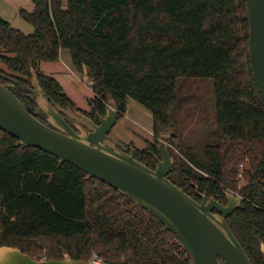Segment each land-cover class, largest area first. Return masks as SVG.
<instances>
[{"label": "trees", "instance_id": "trees-1", "mask_svg": "<svg viewBox=\"0 0 264 264\" xmlns=\"http://www.w3.org/2000/svg\"><path fill=\"white\" fill-rule=\"evenodd\" d=\"M32 2V10L19 13L34 25L33 33L0 16V82L46 124L32 67L69 123L67 110L98 122L109 98L120 119L134 98L152 112L156 137L173 127L178 79L213 78L220 141L206 145L202 156L184 149L191 165L174 155L178 163L168 178L197 201L196 189L223 204L226 189H239L242 203L227 222L252 264H264V99L251 68L246 0ZM64 48L73 67L92 80L89 111L78 109L60 82L39 68L41 61L58 60ZM17 142L0 128V246L37 259H63L67 252L77 260L97 253L104 264H192L176 235L127 195L72 163L60 164L50 152ZM132 149L139 161L156 168V139ZM247 155L251 166L239 187L235 165Z\"/></svg>", "mask_w": 264, "mask_h": 264}, {"label": "water", "instance_id": "water-1", "mask_svg": "<svg viewBox=\"0 0 264 264\" xmlns=\"http://www.w3.org/2000/svg\"><path fill=\"white\" fill-rule=\"evenodd\" d=\"M250 19L249 52L253 77L264 99V0H246ZM32 86L36 103L47 115V124L31 113L22 101L0 82V128L18 138L22 146H35L86 171L155 215L179 239L193 264H252L227 217L242 203L243 197L224 191L228 204L202 195L198 202L168 178L174 158L165 142H160L156 168L139 161L108 138L119 119L116 102L109 98L98 122L78 112L90 125L77 131L50 102L39 83L34 67ZM216 210L217 212H214ZM264 254V242L261 243ZM0 264H96L77 260L69 253L63 259H37L18 247L0 246Z\"/></svg>", "mask_w": 264, "mask_h": 264}, {"label": "rangeland", "instance_id": "rangeland-1", "mask_svg": "<svg viewBox=\"0 0 264 264\" xmlns=\"http://www.w3.org/2000/svg\"><path fill=\"white\" fill-rule=\"evenodd\" d=\"M21 8L32 10L34 4L32 0H1L0 16L9 20L14 27L22 32L33 33L35 27L20 15L19 10ZM0 50H3L1 46ZM39 68L43 73L52 75L60 82L78 109L83 111L91 109L89 100L95 97L91 89L92 80L86 71L81 73L73 67L71 53L68 49H61L60 57L56 61H41ZM33 92L36 98L34 88ZM78 112L66 111L70 123L77 131L81 126L90 130L91 125ZM170 118L173 127L162 131L160 136L156 137L153 132L152 112L136 99L129 98L126 113H123L122 117L118 119L108 138L127 152L128 150L132 152L133 147L144 149L156 139L158 146L160 142L166 143L174 158V165L181 160L187 165H191L183 154L184 149L192 150L202 156L206 145H215L220 141L213 78L180 77L178 79V100L170 113ZM173 133L177 134L174 141L171 138ZM174 155L178 156V161ZM250 164L251 160L247 155L235 165L236 173H238L236 180L239 187L246 184L244 172L251 166ZM226 190L240 195L239 189L228 188ZM96 258L102 257L94 253L89 260ZM42 259H46V256H42Z\"/></svg>", "mask_w": 264, "mask_h": 264}, {"label": "flooded vegetation", "instance_id": "flooded-vegetation-1", "mask_svg": "<svg viewBox=\"0 0 264 264\" xmlns=\"http://www.w3.org/2000/svg\"><path fill=\"white\" fill-rule=\"evenodd\" d=\"M196 193L198 194L199 197H201V200L198 201V202H201L202 201V195L205 194L206 192H201L199 191V189H196ZM223 204V203H222ZM228 204V200H227V203L224 204V205H227ZM214 212H217L216 210H214Z\"/></svg>", "mask_w": 264, "mask_h": 264}, {"label": "built area", "instance_id": "built-area-1", "mask_svg": "<svg viewBox=\"0 0 264 264\" xmlns=\"http://www.w3.org/2000/svg\"><path fill=\"white\" fill-rule=\"evenodd\" d=\"M96 264H104V260L102 258H96L95 260H92ZM193 264V263H192Z\"/></svg>", "mask_w": 264, "mask_h": 264}, {"label": "crops", "instance_id": "crops-1", "mask_svg": "<svg viewBox=\"0 0 264 264\" xmlns=\"http://www.w3.org/2000/svg\"><path fill=\"white\" fill-rule=\"evenodd\" d=\"M1 1V0H0Z\"/></svg>", "mask_w": 264, "mask_h": 264}]
</instances>
